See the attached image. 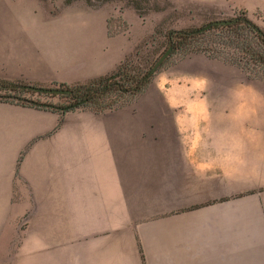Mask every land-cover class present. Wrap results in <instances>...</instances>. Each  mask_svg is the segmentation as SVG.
Instances as JSON below:
<instances>
[{
	"label": "crops",
	"instance_id": "0c3cea01",
	"mask_svg": "<svg viewBox=\"0 0 264 264\" xmlns=\"http://www.w3.org/2000/svg\"><path fill=\"white\" fill-rule=\"evenodd\" d=\"M45 17L0 1V78L85 83L137 42ZM161 79L158 106L0 101V264H264V120H208L205 77Z\"/></svg>",
	"mask_w": 264,
	"mask_h": 264
},
{
	"label": "rangeland",
	"instance_id": "374dc122",
	"mask_svg": "<svg viewBox=\"0 0 264 264\" xmlns=\"http://www.w3.org/2000/svg\"><path fill=\"white\" fill-rule=\"evenodd\" d=\"M20 1L24 3V8L32 7L44 11L46 19H49V15L60 17L68 11L87 9L102 12L106 17L109 35L129 31L131 32L130 36L137 40L132 50L123 58L130 59V66L132 65L133 69L135 67L143 69L150 66L151 70L158 57L169 47L165 37L169 29L193 28L199 30L215 20L228 21L244 11V14L264 31V0ZM130 24L132 27L129 30ZM212 25L217 24H211L209 27ZM214 40L218 42L219 36L213 30H209L200 42L219 47L220 44L213 43ZM226 57H228L226 51L220 54H208L203 51L174 50L172 52L171 50L158 69L152 72L154 73L152 82L143 91L133 96L111 94L105 97L103 102L112 103L113 108L127 104L146 103L158 106L162 103L156 82L163 80L161 78L166 75H172L176 80L183 77L185 73H191L205 77L207 81L209 111L206 119L212 121L242 118L264 120V80L252 78L245 70L225 61ZM42 86L54 87L53 84ZM236 90H243V95L235 97L233 94ZM24 96L46 103L68 104L67 98L58 95L24 93ZM187 104L189 105L188 102ZM259 106H263V108L258 109ZM154 120L164 121L165 115L162 113L159 116L155 114Z\"/></svg>",
	"mask_w": 264,
	"mask_h": 264
},
{
	"label": "trees",
	"instance_id": "16d2710c",
	"mask_svg": "<svg viewBox=\"0 0 264 264\" xmlns=\"http://www.w3.org/2000/svg\"><path fill=\"white\" fill-rule=\"evenodd\" d=\"M209 30L219 36L218 42H213L219 43V47L200 42ZM165 37L172 52L182 50L220 54L226 51L228 57L225 61L245 70L254 79L264 80V31L244 11L230 18L225 25H212L204 31L193 28L169 29ZM153 77L150 66L133 69L130 59L125 58L112 73L95 77L85 83L53 82L52 88L0 78V101L56 111H60V107L84 101L79 107L101 112L113 108L112 103L103 102L105 97L111 94L136 95L152 82ZM24 93L58 95L67 98L68 104L46 103L26 97Z\"/></svg>",
	"mask_w": 264,
	"mask_h": 264
},
{
	"label": "water",
	"instance_id": "95a60500",
	"mask_svg": "<svg viewBox=\"0 0 264 264\" xmlns=\"http://www.w3.org/2000/svg\"><path fill=\"white\" fill-rule=\"evenodd\" d=\"M226 23H228L227 20H215L203 27H201L199 30L200 31H203L205 29H207L209 27V25L211 24H217V25H225ZM172 48L171 47H168L159 57L158 59L156 60V62L153 64L152 68H151V72H155L158 67L161 65V63L164 61V59L170 54ZM84 103V101H80L78 103H74V104H71V105H68L66 107H60L61 110H69V109H72V108H76V107H79L80 105H82Z\"/></svg>",
	"mask_w": 264,
	"mask_h": 264
}]
</instances>
